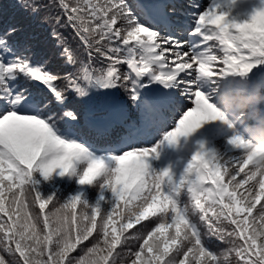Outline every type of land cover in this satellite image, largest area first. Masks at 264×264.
Masks as SVG:
<instances>
[{
  "label": "snow or ice",
  "instance_id": "obj_1",
  "mask_svg": "<svg viewBox=\"0 0 264 264\" xmlns=\"http://www.w3.org/2000/svg\"><path fill=\"white\" fill-rule=\"evenodd\" d=\"M240 2L11 5L48 23L59 52H38L15 18L0 26V264H232L233 254L235 264H264L257 150L232 135L223 149L196 140L178 176L152 163L165 144L226 120L214 102L219 82L264 84V0L246 19L232 14ZM55 55L74 71L52 66ZM53 183L71 191L61 199ZM93 183L101 195L90 204ZM214 238L232 247L218 256Z\"/></svg>",
  "mask_w": 264,
  "mask_h": 264
},
{
  "label": "clouds",
  "instance_id": "obj_2",
  "mask_svg": "<svg viewBox=\"0 0 264 264\" xmlns=\"http://www.w3.org/2000/svg\"><path fill=\"white\" fill-rule=\"evenodd\" d=\"M219 83L214 102L226 117L218 122L219 128L226 138L238 135L249 151L255 149L264 158V84L256 85L247 77H228Z\"/></svg>",
  "mask_w": 264,
  "mask_h": 264
},
{
  "label": "trees",
  "instance_id": "obj_3",
  "mask_svg": "<svg viewBox=\"0 0 264 264\" xmlns=\"http://www.w3.org/2000/svg\"><path fill=\"white\" fill-rule=\"evenodd\" d=\"M181 1L184 2V0H181ZM17 2H18V0H0V4L8 6L7 7V15L6 16H0V26H2L3 22L6 19L15 18V20L18 21L19 23H21L22 25H30L28 27V31L26 34L34 37V39L32 40V43L34 44V46L38 52H44L47 54L58 53L59 49L54 47V45L56 44V41L54 38L50 37L51 26L48 23H40V22L33 23L32 21H30L27 18V14L22 9L11 7V5L13 3H17ZM43 2L44 3H50V2H54V0H43ZM43 14H55V9H50L49 13H42V15ZM60 31L64 34V36L66 38H68L69 44L73 48H76L77 47L76 43L71 40L72 30L61 28ZM80 59L85 64H87L86 56L81 55ZM52 66L62 67V69L65 71H74L72 66L68 65L66 63V61L63 58L59 57L58 55L53 56ZM77 67H80V65H77ZM93 67L98 68V67H100V65L94 64ZM126 68H127V66L125 65L124 70H126ZM83 74H84V72L82 70L81 75H83ZM69 99H70V101H75V97H73L71 93H69ZM226 144H227V142H220V140H217V141L212 142L211 147L216 146V147L223 149L226 147ZM228 147H230V146H228ZM183 154L181 156H183ZM190 154H191V151H189L188 153H186L184 155L183 165H185L187 163L188 159L190 158ZM174 160L178 161L179 157L175 158ZM177 165H178V163H177ZM154 166L159 167V161H154ZM249 167H251V165H249ZM178 170H179V172H177V176L181 172L180 166L178 167ZM246 171H247V169H246ZM63 187H65V186H63L62 184H55V183L49 184L47 186L48 191H56V194L58 196H61V199H63L65 196H67L69 194V192L71 191V189H67L64 192V191H62ZM74 187L75 186H72V188H74ZM100 195H101V192H100L99 188L95 185V183L87 186V198H88L90 204H94L96 199ZM109 195H110V193H109ZM181 201H182V203H189L187 196H182ZM261 202L264 203V200H262ZM121 203H123V202H121ZM102 206L107 207L108 205L106 204V202L102 201ZM257 207H259V205H257ZM50 208H51V204L48 205V209H50ZM79 210L80 209L78 206L77 212H79ZM46 211H47V209H46ZM193 219L197 223H199L198 217H193ZM149 220H155V217H149ZM142 223H148V221H142ZM152 226L154 227L155 225L153 224ZM136 227L138 228L139 225H137ZM117 228L119 229V224H117ZM129 231L131 232L133 230H129ZM201 231L205 232L206 227L201 225ZM93 235H95V233H93ZM85 243H87V242H85ZM79 247L80 246L78 245L77 249L73 253L74 255L75 254H82V253H79ZM231 247H232V245L230 243L222 242V241L214 238V249H215L218 256H222L226 252V250L231 248ZM230 259L232 260V264H235L236 257L234 254L230 257Z\"/></svg>",
  "mask_w": 264,
  "mask_h": 264
},
{
  "label": "rangeland",
  "instance_id": "obj_4",
  "mask_svg": "<svg viewBox=\"0 0 264 264\" xmlns=\"http://www.w3.org/2000/svg\"><path fill=\"white\" fill-rule=\"evenodd\" d=\"M202 2H205L206 4L209 2V0H201ZM243 1V0H242ZM246 1L247 0H245V2H244V4L246 3ZM248 6V5H247ZM249 7H251V5H249ZM251 10L252 9H247V8H245L244 10H240V12L242 13V14H244V15H246V14H248V13H250L251 12ZM239 11L237 10V12H235V13H232L233 15H236L237 13H238ZM245 19V18H244ZM179 39H187L188 37L185 35V36H180V37H178ZM186 50V49H185ZM185 59H186V57H185ZM215 124H217L218 125V122H215ZM170 129V128H169ZM202 132V135H200V132ZM213 134V135H212ZM225 133H223L222 132V130L219 128V126H215L214 124H212V123H208V124H205V126L202 128V129H200V130H198L197 131V133H196V135H195V137L193 138V139H195V141L196 140H204L206 143H207V145L209 146V147H211V141L213 140V139H216V138H219L220 136H222V135H224ZM212 135V136H211ZM209 136H211L210 138H209ZM191 138V137H190ZM190 138H187L186 139V141H187V144L186 145H192V143H193V139H190ZM185 140V139H184ZM225 142H227V140L225 141ZM152 143H154V141H151V142H147V143H144V144H140V145H138V147H151L152 146ZM185 144H184V146H186ZM195 146V143L193 144V147ZM178 146L177 145H170L169 146V148H171V149H176ZM164 161V160H163ZM153 163V162H152ZM178 165H175L172 169H173V172L177 175V172H179V170H178Z\"/></svg>",
  "mask_w": 264,
  "mask_h": 264
}]
</instances>
